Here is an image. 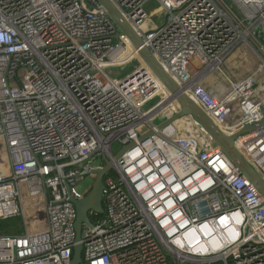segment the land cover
Segmentation results:
<instances>
[{"label": "built area", "instance_id": "2783aa9c", "mask_svg": "<svg viewBox=\"0 0 264 264\" xmlns=\"http://www.w3.org/2000/svg\"><path fill=\"white\" fill-rule=\"evenodd\" d=\"M150 1L111 0L179 89L227 135L264 122V0H155L164 18L149 27ZM118 32L96 0H0V137L10 160L9 174L0 165V221L23 227L0 233V264H71L70 199L107 163L79 264H264V198L201 132L157 127L172 113L158 110L170 94ZM241 45L261 64L212 93L202 75ZM234 145L264 181V124ZM21 184L42 200L44 227L33 232Z\"/></svg>", "mask_w": 264, "mask_h": 264}, {"label": "water", "instance_id": "95a60500", "mask_svg": "<svg viewBox=\"0 0 264 264\" xmlns=\"http://www.w3.org/2000/svg\"><path fill=\"white\" fill-rule=\"evenodd\" d=\"M108 17L113 21L119 30V34L127 38L134 50L137 51L139 58L151 70L154 76L158 79L165 90L170 94V99L178 103V109L172 112L167 118L160 122L157 127L161 128L182 119L184 116L190 115L192 119L205 131L210 137L211 145L218 147L226 157L234 164L238 171L246 177L257 189V191L264 198V181L249 165L245 158L238 152L234 145V139L239 134L247 131H252L264 122L256 126H246L232 135L225 134L214 121L198 106L191 98L179 89L177 83L170 77L168 73L161 67L154 55L148 47L144 46L142 39L125 20L118 8L111 2V0H96ZM150 134L148 132L146 135ZM146 135H143L145 137ZM126 145L119 152L115 154L118 158L121 153L128 148ZM111 170L110 164H104L100 168H94L90 174L94 176V181L90 190L80 200L70 199L74 204L76 211V219L74 222V232L76 244L73 247V254L71 264H79L81 262L82 246L78 242L80 239L82 224L91 227L92 224L88 217V211L96 213L102 212V199H103V179L105 175ZM42 216V214H41ZM42 218V217H41Z\"/></svg>", "mask_w": 264, "mask_h": 264}, {"label": "rangeland", "instance_id": "374dc122", "mask_svg": "<svg viewBox=\"0 0 264 264\" xmlns=\"http://www.w3.org/2000/svg\"><path fill=\"white\" fill-rule=\"evenodd\" d=\"M146 13L148 14V20H147V26L151 27L156 24H159L160 21L164 18V13L160 11L159 4L155 0H151L147 3ZM245 45L239 46L234 52H232L227 59L223 61V63L220 66V70L211 71L210 73H204L202 76H207L208 81L210 83V91L215 94H220L225 92V90L228 89V79L237 80L238 77L234 76V73L241 72L246 70L247 66L252 63L253 59H258L257 67L261 64L260 58ZM192 64H196L197 62L194 59H191ZM137 62L134 60L130 65L125 66L123 68H119L118 70L121 71V75L126 74L130 69L134 66H136ZM202 65H199L198 68H201ZM110 71L115 70V68L108 69ZM207 74V75H206ZM229 77V78H228ZM262 81H264V74L261 78ZM225 89V90H224ZM209 90V89H208ZM164 98H156L152 103L155 102V104L161 102ZM174 103V102H173ZM150 104H148L145 108L149 107ZM159 110V109H158ZM167 112L170 110H166ZM157 113V112H156ZM238 116V111L235 112L231 116L233 120H236ZM190 117L184 116L182 119H178L176 123H180V127L182 128V132H188L193 135H197L202 140V134L199 133L200 128L193 124L190 120ZM160 118H156L155 122L160 123ZM204 138L207 140H210V138L204 134ZM112 151L115 153L119 146L117 143H113L111 145ZM3 155L7 158L6 152L3 153ZM2 155V156H3ZM94 181V177L91 175H86L82 180H79L77 182V187L80 191L88 190ZM21 189L23 191V206L25 210L26 215V222L29 227V231L33 232L39 228L44 227L43 219L40 217L41 212L43 210L42 200L41 198H32L28 196V194L25 192V185L21 184ZM7 225L11 226H17L18 222L16 219H7V220H1L0 221V231H3Z\"/></svg>", "mask_w": 264, "mask_h": 264}, {"label": "crops", "instance_id": "0c3cea01", "mask_svg": "<svg viewBox=\"0 0 264 264\" xmlns=\"http://www.w3.org/2000/svg\"><path fill=\"white\" fill-rule=\"evenodd\" d=\"M257 63H258V59L257 58L253 59L252 63L246 67L247 68L246 70L234 73V76L238 77V79L245 77L246 75H248L252 70H254L257 67ZM207 79H208V77L205 80L201 81V83L207 89L210 90L211 86H210V83H209V81ZM4 152H6V154H7V150H6L5 144H4L3 140H2V138L0 137V165H1V169L3 171H5V173L9 174L10 173V160L8 158V154H7V158L3 155ZM22 231H23V227L21 226V223L19 222L18 226L7 225L3 231H0V233H2V234H12V233H20Z\"/></svg>", "mask_w": 264, "mask_h": 264}, {"label": "bare ground", "instance_id": "6f19581e", "mask_svg": "<svg viewBox=\"0 0 264 264\" xmlns=\"http://www.w3.org/2000/svg\"><path fill=\"white\" fill-rule=\"evenodd\" d=\"M142 61V60H141ZM143 62V61H142ZM174 102V103H173ZM170 110L171 112H174L178 109V103L175 100L165 98L159 105V116H162L163 114H167L168 112L166 110ZM165 114V115H166ZM151 113L147 115L146 117H150ZM164 116V115H163ZM186 117H190L189 120L198 126L200 128L199 132H201L203 135L206 134L205 131L192 119L190 115H187ZM207 135V134H206ZM208 136V135H207ZM209 137V136H208ZM210 138V137H209Z\"/></svg>", "mask_w": 264, "mask_h": 264}, {"label": "trees", "instance_id": "16d2710c", "mask_svg": "<svg viewBox=\"0 0 264 264\" xmlns=\"http://www.w3.org/2000/svg\"><path fill=\"white\" fill-rule=\"evenodd\" d=\"M180 123H181V122H178V123H177V125H178L179 127H180ZM15 219H16V221H17L18 223L20 222V220H19L18 218H15ZM17 226H18V225H17Z\"/></svg>", "mask_w": 264, "mask_h": 264}]
</instances>
